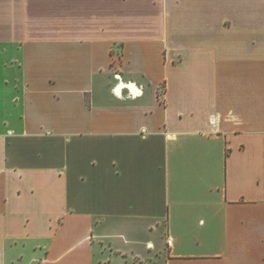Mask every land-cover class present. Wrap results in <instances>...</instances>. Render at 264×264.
<instances>
[{"label":"crops","instance_id":"1","mask_svg":"<svg viewBox=\"0 0 264 264\" xmlns=\"http://www.w3.org/2000/svg\"><path fill=\"white\" fill-rule=\"evenodd\" d=\"M0 264H264V0H0Z\"/></svg>","mask_w":264,"mask_h":264}]
</instances>
